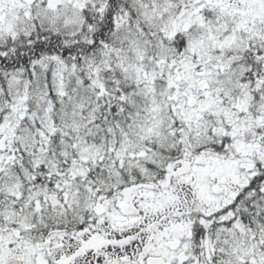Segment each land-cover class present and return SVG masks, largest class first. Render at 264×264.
Segmentation results:
<instances>
[{
    "label": "snow or ice",
    "instance_id": "snow-or-ice-1",
    "mask_svg": "<svg viewBox=\"0 0 264 264\" xmlns=\"http://www.w3.org/2000/svg\"><path fill=\"white\" fill-rule=\"evenodd\" d=\"M0 264H264V0H0Z\"/></svg>",
    "mask_w": 264,
    "mask_h": 264
}]
</instances>
